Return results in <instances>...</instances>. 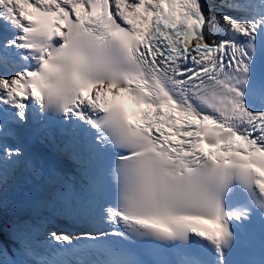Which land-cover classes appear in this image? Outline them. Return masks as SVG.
<instances>
[{
    "label": "snow or ice",
    "instance_id": "6c2138e0",
    "mask_svg": "<svg viewBox=\"0 0 264 264\" xmlns=\"http://www.w3.org/2000/svg\"><path fill=\"white\" fill-rule=\"evenodd\" d=\"M0 30V184L3 141L59 119L99 222L41 253L0 221V264H264L230 259L264 218V0H0Z\"/></svg>",
    "mask_w": 264,
    "mask_h": 264
},
{
    "label": "rangeland",
    "instance_id": "374dc122",
    "mask_svg": "<svg viewBox=\"0 0 264 264\" xmlns=\"http://www.w3.org/2000/svg\"><path fill=\"white\" fill-rule=\"evenodd\" d=\"M217 2H219V0ZM228 14H231V12ZM33 166L35 167V172L26 171L23 170L22 167H19L15 172H12L13 175L11 177L3 178V183L0 184V199H2L4 205L17 198L16 200H18V203L22 206H28L30 203H33V205L41 206V208H43L44 212L40 214L41 220L34 226L30 225L27 227L25 231L30 243L34 241L36 244L40 243V240L42 239L40 234L44 239H48L47 236L49 234L46 235L45 233H47L48 230L57 227V215L53 213L52 208L50 212V208L46 206H51L52 203L48 201L49 199L47 200L48 195L51 193L54 194L59 186L57 184V188H53V186L50 185L48 178H50L51 174L43 169L42 164H33ZM36 169H39L40 173H37ZM56 176H61V174L58 173ZM30 191L31 193L27 194V192ZM23 192L24 196L20 197ZM37 237L40 239L37 240ZM6 243L10 242L6 241Z\"/></svg>",
    "mask_w": 264,
    "mask_h": 264
},
{
    "label": "bare ground",
    "instance_id": "6f19581e",
    "mask_svg": "<svg viewBox=\"0 0 264 264\" xmlns=\"http://www.w3.org/2000/svg\"><path fill=\"white\" fill-rule=\"evenodd\" d=\"M218 1V0H217ZM56 166H58V165H56ZM22 169L23 170H26V171H32V172H35L34 170V168H33V165L31 164V163H26L25 165H24V167H22ZM47 171L48 172H51V174H52V177H50L48 180H49V182H50V184L51 185H57V182H56V178L57 177H59V176H56L58 173H60V171L59 170H57V169H53V167H49V168H47ZM36 172L37 173H40V170L38 169V170H36ZM53 172V173H52ZM56 174V175H55ZM61 174V173H60ZM56 176V177H55ZM61 176H63L64 178H67V175L66 174H61ZM53 178H54V180H53ZM53 180V181H52ZM57 188V187H56ZM57 191V190H56ZM55 196L53 195V194H50L49 196H48V201L49 202H52L51 203V206H53L54 205V198ZM51 206L50 205H47L46 207H48V208H50V212H51ZM52 231H55V232H57V233H60L61 232V230L59 229V228H57V227H54V228H52V229H50V230H48V232L47 233H45L46 235L47 234H49L50 232H52ZM43 233V232H42ZM252 234H255L254 232H252ZM40 237L42 238L41 240H40V243H34V242H31L32 243V245L39 251V252H41V253H47V250H48V248H49V246L52 244L51 243V241H49L48 239H44V237L40 234ZM48 237V236H47ZM40 238L39 237H37V240H39ZM42 242V243H41Z\"/></svg>",
    "mask_w": 264,
    "mask_h": 264
},
{
    "label": "trees",
    "instance_id": "16d2710c",
    "mask_svg": "<svg viewBox=\"0 0 264 264\" xmlns=\"http://www.w3.org/2000/svg\"><path fill=\"white\" fill-rule=\"evenodd\" d=\"M23 219H25V217H23ZM6 220H7V219H3V220H0V221H2L3 223H5ZM20 221H22V220H20ZM23 222H24V221H23Z\"/></svg>",
    "mask_w": 264,
    "mask_h": 264
}]
</instances>
